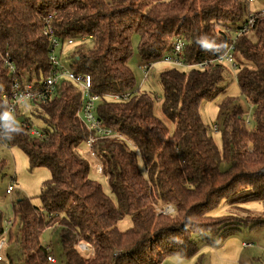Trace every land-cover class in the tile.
Returning <instances> with one entry per match:
<instances>
[{"label": "trees", "instance_id": "obj_1", "mask_svg": "<svg viewBox=\"0 0 264 264\" xmlns=\"http://www.w3.org/2000/svg\"><path fill=\"white\" fill-rule=\"evenodd\" d=\"M246 8L234 0H0V118L11 84L6 54L24 81L41 83L50 75L43 19L51 15L62 41L86 39L73 50L70 68L92 78L93 93L101 97L98 119L120 136L93 146L111 196L91 178L90 161L79 152L90 134L78 116L81 94L71 81H62L48 101L31 105L46 124L45 138L31 134L28 120L29 128L5 126L0 148H20L31 169L52 174L41 188V207L29 199L13 205L12 226L19 230L14 236L10 228L8 243L16 244L23 264L50 263L52 252L41 238L55 226L65 264H163L171 256H197L201 240L219 246L243 227L264 228V217L243 207L264 203V21L237 41V81L252 115L233 98L221 104L222 150L209 136L200 110L204 100L224 92L220 85L230 67L161 73L162 111L175 124L171 131L155 113V97L135 92L129 65L135 35L142 63L169 55L177 38L186 41L187 64L220 57L244 22ZM223 163L228 170L221 169ZM6 167L0 160V179ZM224 201L240 213L212 215ZM168 207L174 214L163 213ZM125 217L133 226L121 231ZM6 227L0 215V235ZM79 244L89 246L90 253L81 252Z\"/></svg>", "mask_w": 264, "mask_h": 264}, {"label": "rangeland", "instance_id": "obj_2", "mask_svg": "<svg viewBox=\"0 0 264 264\" xmlns=\"http://www.w3.org/2000/svg\"><path fill=\"white\" fill-rule=\"evenodd\" d=\"M252 8L253 10L264 8V0H260ZM139 42L140 37L135 35L133 38L134 55L129 64L136 79L135 92H139L140 94L148 93L155 97L156 115L173 131L175 124L170 122L162 111L164 90L160 76L169 67L163 64H157L150 71L148 80L144 82V73L140 69L142 60L138 51ZM72 52L73 50L69 49L63 55V63L66 67H69L71 64ZM236 72L227 68L225 79L220 85L225 89L224 92L212 101L204 100L201 105L200 112L204 124L209 129L208 134L214 139L220 150L223 148L221 130L223 129L224 121V110L221 109V104L227 98H233L236 100V105L241 106L247 113V116L252 115V106L247 98L242 95ZM34 114V106L27 105L21 109L20 118L23 121L28 120L34 130L42 132L46 128V124ZM253 128L254 121L252 120L249 129ZM79 152L90 161L91 178L100 182L106 193L112 196L108 179L105 176L95 173L93 167L96 161L94 158L89 157L87 146L83 144ZM0 160H5L7 163V167L0 179V215L3 217V222L6 225L9 220L11 222L15 220L14 202L29 199L34 206L41 207L42 202L39 198L41 188L46 181L51 179L52 174L46 168L31 169L27 155L20 148H0ZM228 168L229 166L226 163H223L221 166L223 171L228 170ZM11 184L14 185L15 191L11 195H8L7 189ZM243 207L254 215L264 217V203L262 202H251ZM166 211L169 212L166 215L174 214V211L171 212V208H168ZM239 213L240 211L238 209H233L232 206L224 201L212 215L225 216L230 214L237 215ZM132 226L133 223L130 217H125L118 225L121 231H127ZM7 228L8 230L10 228L14 229V236L18 234L19 228L17 226L8 225ZM6 240L7 245L3 251H0V257L4 260L0 264H23L22 254L16 244L10 245L8 238ZM41 243L43 246L50 247L56 264H65L59 226L47 229L42 235ZM245 245H252V247L246 248ZM200 249V253L193 258L186 259L176 255L167 258L163 264H264V228L251 229L250 227H243L240 232L227 238L219 246H211L201 240Z\"/></svg>", "mask_w": 264, "mask_h": 264}, {"label": "built area", "instance_id": "obj_3", "mask_svg": "<svg viewBox=\"0 0 264 264\" xmlns=\"http://www.w3.org/2000/svg\"><path fill=\"white\" fill-rule=\"evenodd\" d=\"M237 3L247 6L246 8V18L244 22L233 32L232 42L228 47V50L215 59H207L196 64H187L183 59V55L186 48V41L182 38H177L172 46L171 53L157 62L142 63L140 65L141 71L144 73V82L149 78L150 71L157 65L163 64L169 68L178 69H198L205 70L207 67L214 64H224L230 67L232 70H237V64L235 62L234 53L236 52L237 41L240 37L249 34L256 22L258 20L264 21V8L253 10L252 6L259 3L260 0H234ZM53 17L47 16L43 19V35L49 42V61L51 65V72L48 78L43 82L39 83L37 81L29 82L24 81L19 75L18 69L14 62L12 61L9 54L3 57L4 64L8 69L11 76L10 89L6 92L2 101L6 108L5 114H7L8 119L5 120V114L0 118V135L4 132L5 126L9 123H18L21 126L29 128L25 121L21 120L20 113L24 106L32 105L37 102H45L51 99L58 86L62 81L67 80L74 83L80 94H81V109L78 114L80 120L86 126L89 131L90 137L87 142L88 155L94 158L96 161L95 171L97 174H103L102 164L99 162L96 154L93 151L94 144L99 140L116 139L120 137L118 134L114 133L112 130L107 129L103 126L102 122L98 119L96 110L101 97L93 93L92 78L90 76L77 75L72 68L66 67L63 63V55L69 50H74L78 43L85 42V38H80L78 40L69 39L67 41H62L57 35L53 27ZM72 54V53H71ZM1 55V53H0ZM143 85V84H142ZM115 100H120L119 96H110ZM31 134L35 137L45 138V134L31 129ZM129 146L133 149L134 145L132 142H128ZM15 191V187L11 184L7 189V194L11 195ZM171 208L173 212L172 207ZM166 208L163 213L168 214ZM170 212V213H171ZM8 225H12L13 222L8 221ZM6 223V224H7ZM7 225V227H8ZM6 227L5 231L0 235V251H3L7 245L6 238L9 237L10 230ZM246 248H251L252 245H245ZM78 249L83 253H90L91 249L89 246L84 244H79ZM3 258L0 257V262H3ZM51 264H56L54 257L49 258Z\"/></svg>", "mask_w": 264, "mask_h": 264}, {"label": "clouds", "instance_id": "obj_4", "mask_svg": "<svg viewBox=\"0 0 264 264\" xmlns=\"http://www.w3.org/2000/svg\"><path fill=\"white\" fill-rule=\"evenodd\" d=\"M4 119H5V120H7V119H8V116H7V114H5V117H4Z\"/></svg>", "mask_w": 264, "mask_h": 264}]
</instances>
